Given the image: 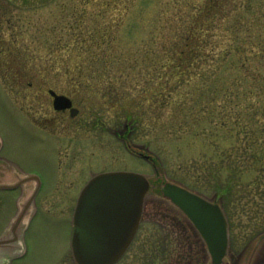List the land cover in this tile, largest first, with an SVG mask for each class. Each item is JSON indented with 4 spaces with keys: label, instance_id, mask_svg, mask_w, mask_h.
Listing matches in <instances>:
<instances>
[{
    "label": "rangeland",
    "instance_id": "1",
    "mask_svg": "<svg viewBox=\"0 0 264 264\" xmlns=\"http://www.w3.org/2000/svg\"><path fill=\"white\" fill-rule=\"evenodd\" d=\"M173 1L120 4L127 12L120 42L92 53L76 50L84 36L73 29L104 24L95 18L102 0H0L1 175H35L42 182L24 238L0 245V264H75V204L92 176L108 171L139 172L152 186L170 181L208 199L216 196L230 222L226 262L264 264V162L258 156L264 150L263 121H240L227 100L214 99L227 73L170 104L163 103V94H151L165 87L148 83L146 57L156 48L153 35ZM240 2L254 17L244 20V30L254 28L264 38V0ZM95 56L104 69L85 67L82 84L71 85L80 72L76 65L90 66ZM49 88L70 96L79 115L54 113ZM115 91L122 92V101ZM21 177L16 174L15 181ZM34 189V182L0 189V238L11 234L6 229ZM142 221L134 246L118 264H202L200 237L153 188Z\"/></svg>",
    "mask_w": 264,
    "mask_h": 264
},
{
    "label": "trees",
    "instance_id": "2",
    "mask_svg": "<svg viewBox=\"0 0 264 264\" xmlns=\"http://www.w3.org/2000/svg\"><path fill=\"white\" fill-rule=\"evenodd\" d=\"M240 1L174 0L173 4L170 3L172 10L162 17L163 22L153 35L157 42L156 48H151L146 57L149 59L152 77L148 83L153 87L164 86L166 93L161 88L159 91L153 90L151 94H163V103L170 104L176 96L187 97V91L193 86L217 81L221 74L227 73L229 79L222 89L213 90L214 99L222 97L227 100L231 105V114L240 121L251 120L250 123H253L261 119L264 125V38H259L262 34L255 33L254 28L244 30V20L250 22L254 17L250 9L242 8L243 2ZM134 2L102 0V11L95 18L104 24L73 29L75 34L81 32L84 36L76 45V50L81 52L87 47L93 53L92 50H106L119 43L123 31L122 22L127 15L126 10H120V4L129 8ZM113 11L117 12L114 18L111 16ZM112 18V25L106 24L105 21ZM92 60L90 66L76 65L75 68L80 72L71 77V85L75 87L82 84L79 79L85 75L82 73L87 69L85 67L97 72L104 69L95 61H103L102 58L95 56ZM24 65L27 67L28 64L24 62ZM45 82L47 84L48 81ZM115 92L117 102L122 101V92ZM103 93L104 97L107 96L106 91ZM192 95L194 97L196 93ZM112 97L113 94L108 96L109 99ZM164 106L162 104L160 108ZM260 132H264V127ZM258 156L264 162V150L261 149Z\"/></svg>",
    "mask_w": 264,
    "mask_h": 264
},
{
    "label": "water",
    "instance_id": "3",
    "mask_svg": "<svg viewBox=\"0 0 264 264\" xmlns=\"http://www.w3.org/2000/svg\"><path fill=\"white\" fill-rule=\"evenodd\" d=\"M49 93L54 98L55 109H71L72 117L78 115L69 97L54 90ZM29 181L37 183L35 191L20 206L7 230L11 234L0 238V245H10L23 238L41 181L37 176H28L13 185L0 184V189L10 190ZM150 188L148 178L134 172L102 173L85 186L72 219L71 250L75 264H115L125 254L139 227ZM161 194L199 230L208 245L212 264H228L225 257L230 247L229 228L220 205L171 182L161 186Z\"/></svg>",
    "mask_w": 264,
    "mask_h": 264
},
{
    "label": "flooded vegetation",
    "instance_id": "4",
    "mask_svg": "<svg viewBox=\"0 0 264 264\" xmlns=\"http://www.w3.org/2000/svg\"><path fill=\"white\" fill-rule=\"evenodd\" d=\"M50 89L51 88H49L48 89V94H49V96L52 98V109H53V112L54 113H56V114H69L70 116H71V118H75V117H72V115H71V109H65V110H57V109H55V107H54V103H53V100H54V98L50 95V93H49V91H50ZM72 101H73V99H72ZM72 107H74V108H76V109H78L76 106H74V102H73V104H72ZM78 111H79V113H80V110L78 109ZM79 113H78V115H79ZM77 115V116H78ZM44 130V129H43ZM147 157H145V156H143V159H146ZM3 173H5V172H3V169H2V167H1V165H0V183H2V184H7V183H10V182H14L15 181V178H16V175H15V173H10L9 174V176L8 175H6V176H2L1 174H3ZM95 175V174H94ZM93 175V176H94ZM92 176V177H93ZM15 182H17V181H15ZM26 184V183H25ZM41 185H42V182H41ZM41 188H42V186H41ZM154 191H156V192H161V187H160V185H156V186H154V189H153ZM38 197V196H37ZM37 197H36V199H37ZM213 201H216L217 199H216V197L214 198V199H212ZM175 207V206H174ZM176 208V207H175ZM180 213H181V215L182 216H184L185 218H186V220L188 221L187 223L189 224V226L192 228V230H194V232H195V234L197 235V236H199L200 237V240H201V242H202V250H203V252H204V259L202 258V256H201V258L203 259H201L200 261H202V264H212V258H211V256H210V254H209V251H208V247H207V244L205 243V241H204V239L202 238V236H201V234H200V232L198 231V229L194 226V224L186 217V215L184 214V213H182L178 208H176ZM143 216H142V219H141V221H140V225H139V227H138V230H137V232H136V235H135V237H134V239H133V241H132V243H131V245L128 247V249H127V251H126V253L123 255V257L116 263V264H118L119 262H121L125 257H126V255L130 252V250L132 249V247L134 246V243H135V241H136V238H137V236H138V233H139V231H140V228H141V225H142V223H143ZM188 241H190L189 240V238H188ZM192 246L193 245H190V250H191V248H192Z\"/></svg>",
    "mask_w": 264,
    "mask_h": 264
}]
</instances>
